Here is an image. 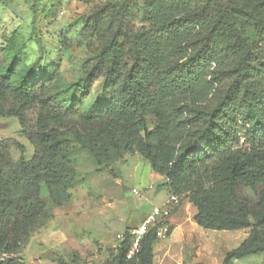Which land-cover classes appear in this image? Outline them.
Masks as SVG:
<instances>
[{
    "label": "trees",
    "instance_id": "obj_1",
    "mask_svg": "<svg viewBox=\"0 0 264 264\" xmlns=\"http://www.w3.org/2000/svg\"><path fill=\"white\" fill-rule=\"evenodd\" d=\"M136 8L122 4L99 19L113 36L87 77L115 82L95 109L52 106L24 80L13 82L2 60L7 48L0 50V116L23 126L39 106L35 129L21 132L34 147L29 158L15 162L0 141V264H24L20 250L46 217L44 198L72 200L73 142L99 166L138 152L169 195L191 203L205 230L251 227L222 264L264 252V0H148L141 15L150 28L140 31L129 26ZM192 36L199 38L182 42ZM229 80L210 110L170 108L180 97L203 102ZM156 240L153 231L136 241L125 232L105 264H154ZM58 264L87 263L74 254Z\"/></svg>",
    "mask_w": 264,
    "mask_h": 264
},
{
    "label": "rangeland",
    "instance_id": "obj_2",
    "mask_svg": "<svg viewBox=\"0 0 264 264\" xmlns=\"http://www.w3.org/2000/svg\"><path fill=\"white\" fill-rule=\"evenodd\" d=\"M147 1L0 0V50L7 48L2 53L4 68L12 69L9 77L13 82L24 80L34 91L50 98L52 106L61 103L74 104L78 109L98 108L106 103L115 82L101 77L90 84L87 77L91 62L113 36L99 19L122 4L136 6L130 28L148 30L150 24L141 15V6ZM231 83L229 80L217 86L203 102L180 97L170 103V108L210 110L226 96ZM38 113L39 106L34 105L25 113L23 126L16 117L0 116V141L8 142L15 162L34 152L21 132L35 129ZM148 125L152 126L151 121ZM17 143L24 145V153ZM70 159L77 173L76 184L70 189L72 200L55 205L43 199L46 217L20 250L24 264H58L59 259L69 260L74 254L87 264H105L122 240L118 236L129 233L168 197L165 178L155 176L148 160L136 151L99 166L86 148L73 142ZM175 206L171 235L154 243V264H222L226 253L238 247L251 231V227L205 230L194 222L191 203L184 199ZM47 230L52 236H43ZM232 264H264V252Z\"/></svg>",
    "mask_w": 264,
    "mask_h": 264
},
{
    "label": "built area",
    "instance_id": "obj_3",
    "mask_svg": "<svg viewBox=\"0 0 264 264\" xmlns=\"http://www.w3.org/2000/svg\"><path fill=\"white\" fill-rule=\"evenodd\" d=\"M133 192L139 195L136 189ZM177 201L178 198L176 196L168 195L163 204L160 207L153 208L129 234L135 239L141 238L150 231H153L157 239L170 236L172 233L170 218L176 209ZM118 237L123 239V236Z\"/></svg>",
    "mask_w": 264,
    "mask_h": 264
},
{
    "label": "crops",
    "instance_id": "obj_4",
    "mask_svg": "<svg viewBox=\"0 0 264 264\" xmlns=\"http://www.w3.org/2000/svg\"><path fill=\"white\" fill-rule=\"evenodd\" d=\"M153 172V171H152ZM153 174L155 175V176H158V177H163V176H160V175H158V174H155L154 172H153ZM164 178V177H163ZM165 188H166V186H165ZM166 191H167V193H168V190H167V188H166ZM168 195H169V193H168ZM52 231L51 230H47L46 232H44V235L43 236H52L50 233H51ZM57 233V232H56ZM53 236H59V234H56V235H54L53 234ZM154 247V246H153Z\"/></svg>",
    "mask_w": 264,
    "mask_h": 264
}]
</instances>
